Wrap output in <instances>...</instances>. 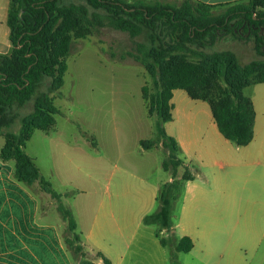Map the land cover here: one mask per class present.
<instances>
[{
	"label": "trees",
	"instance_id": "16d2710c",
	"mask_svg": "<svg viewBox=\"0 0 264 264\" xmlns=\"http://www.w3.org/2000/svg\"><path fill=\"white\" fill-rule=\"evenodd\" d=\"M105 14L94 12L90 18L86 6L74 0H13L8 25L11 29L13 52L0 56V127H9L18 111L32 103V110L22 119L18 134L4 133L5 144L0 150L3 161L14 162L13 177L33 191L38 185L57 202L58 211L68 224L69 235L63 241L75 263L85 258L110 261L103 253L83 243L73 214L63 203V194L57 193L43 176L31 156L25 152L27 143L36 131H50L59 109L51 93L64 86L68 70L66 59L70 55L73 39L88 36L94 23L106 24L144 36L149 47H142L141 60L154 78L158 92L149 96V114L159 115L163 123L173 121L174 91L184 90L193 100L210 104L215 124L223 137L238 147L248 146L255 136V106L244 93L253 84L264 83V62L254 61L243 65L232 51L213 54L200 53L199 61L190 60L186 50L190 46H213L221 35L229 33L255 43V50L264 57V0H247L227 8L224 14L214 17L212 8L201 2L185 0L175 7L151 0H82ZM185 50V51H184ZM195 53V52H194ZM49 80L47 90H42ZM148 88L143 97L148 98ZM1 134V136H3ZM162 139L179 151L177 141L163 129ZM145 150L154 143L141 141ZM167 148L168 144L164 142ZM184 162L174 156L164 161L163 168L176 179ZM186 172L174 184L166 183L159 195V210L145 218L148 225H158L169 235L174 227L175 204L183 193L184 182L193 180ZM67 196V195H66ZM166 246L168 240L161 239ZM194 248L191 238L184 237L176 245L177 252L189 253Z\"/></svg>",
	"mask_w": 264,
	"mask_h": 264
},
{
	"label": "rangeland",
	"instance_id": "374dc122",
	"mask_svg": "<svg viewBox=\"0 0 264 264\" xmlns=\"http://www.w3.org/2000/svg\"><path fill=\"white\" fill-rule=\"evenodd\" d=\"M151 1L175 7L185 2ZM74 3L86 6L90 18L94 12L105 14L104 10L95 11L82 0H74ZM228 7L215 6L211 13L214 17L220 16ZM233 36L225 33L213 46L205 48L190 46L186 54L190 60L197 62L200 53L229 50L237 55L243 65L254 61L264 62V57L257 54L252 40L244 34L242 40ZM141 45L145 48L150 46L144 36L135 37L129 32L97 22L86 38L73 39L70 55L66 59L68 70L64 86L50 94L59 109L56 123L50 131H36L25 148L54 190L64 195L62 203L71 211L74 219L75 216L80 217L83 209L94 208L96 199L102 195L116 167L129 168L139 176L148 175L168 182L173 176L163 168V163L171 155L185 162L192 173H199L201 162L195 153L201 149L204 136H183L187 143L190 141L188 152L175 153L173 144L168 138L162 139L161 132L164 129L168 136L174 138L189 130L191 133L194 129L209 128V124L215 125L210 104L193 100L186 91L180 90L176 96L174 122L163 123L159 115H150L149 96L160 90L143 62L136 58H142ZM48 82V79L44 82L42 90H47ZM144 87L148 88L147 99L143 97ZM244 93L251 97L253 92L247 89ZM31 110L32 103L18 111V116L8 128L0 127V148L5 144L3 134H18L22 119ZM141 141H151L154 146L145 150ZM164 142L168 144L167 148ZM185 172L186 167H180L176 179L171 183L179 181ZM215 172L232 192V199L221 205L228 206L226 211L231 216L233 227L236 226L238 230L232 234V241L256 243L254 250L232 248L230 257L219 264H257L260 256L264 255V238L263 243L257 244L259 238L264 236V206L257 200L264 187V171L261 167L246 168L239 164L224 171L215 168L211 178H214ZM32 188L31 192L40 200L41 216L60 222L61 233L69 235L68 224L63 223L58 211L57 200L38 185ZM178 209L176 202L174 214Z\"/></svg>",
	"mask_w": 264,
	"mask_h": 264
},
{
	"label": "crops",
	"instance_id": "0c3cea01",
	"mask_svg": "<svg viewBox=\"0 0 264 264\" xmlns=\"http://www.w3.org/2000/svg\"><path fill=\"white\" fill-rule=\"evenodd\" d=\"M12 1L0 0V56H10L13 52L8 25ZM194 1L215 7L246 0ZM247 89H252L251 97L245 95L253 101L256 112L255 136L248 146L238 147L225 139L216 124L174 137L179 153L188 152L190 141L187 143L183 136H204L201 149L195 153L201 162L199 173H192L184 162L194 179L184 182L171 235L158 225L146 224L145 218L159 210L161 189L173 179L164 182L148 175L139 176L129 168L116 167L94 208L87 207L80 211V217L75 216L83 243L103 253L110 264H219L230 257L232 248L254 250L255 242L232 241V234L238 230L226 211L228 206H221L232 199V192L216 172L211 178L215 168L224 171L239 164L246 168L261 167L264 171V83ZM179 91H174L171 122L176 118ZM13 172L14 162L0 157V264H106L94 257L75 263L63 241L60 222L41 216L39 198L16 181ZM261 191L257 200L264 206V187ZM63 223H66L64 219ZM184 237L194 243L189 253L176 251L177 243ZM162 238L168 240L166 246L161 244ZM263 238H259L258 245ZM257 264H264V255Z\"/></svg>",
	"mask_w": 264,
	"mask_h": 264
}]
</instances>
